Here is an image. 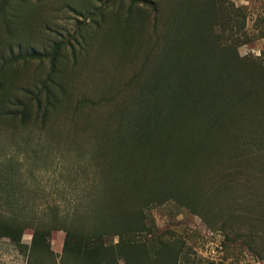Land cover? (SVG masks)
I'll list each match as a JSON object with an SVG mask.
<instances>
[{"label": "rangeland", "instance_id": "1", "mask_svg": "<svg viewBox=\"0 0 264 264\" xmlns=\"http://www.w3.org/2000/svg\"><path fill=\"white\" fill-rule=\"evenodd\" d=\"M56 44L62 46L52 62ZM32 49L40 55L23 57ZM168 54L190 69L159 96L149 94L147 84L168 66ZM43 84L55 96L43 124L28 129L0 116V208L7 215L47 219L54 205L70 212L83 187L74 180L76 152L114 134L116 115L127 107L142 115L144 107L165 110L172 84L185 95L173 130L153 133L148 145L134 132L124 134L123 167L144 180L141 189L151 183L146 175L166 169V180L156 184L205 191L231 158L264 151V0H0V107ZM197 141L203 152L192 151ZM202 163L208 164L202 176L187 173ZM239 167L264 201V156L252 154ZM145 210L150 231L181 250L180 264H264L174 199ZM31 232L24 230V245ZM64 237L63 230L52 232L55 253ZM23 246L0 235V264H31Z\"/></svg>", "mask_w": 264, "mask_h": 264}, {"label": "trees", "instance_id": "2", "mask_svg": "<svg viewBox=\"0 0 264 264\" xmlns=\"http://www.w3.org/2000/svg\"><path fill=\"white\" fill-rule=\"evenodd\" d=\"M61 46L55 45L50 57L52 62ZM172 47L176 50L179 42H175ZM27 55L36 57L40 54L32 49L23 57ZM188 69V62L184 58L168 54V66L147 84L148 93L159 96L167 83L169 87L176 75L179 80L183 79V73ZM173 85L168 91V103L162 108L165 110H148V107H144L143 110L147 112L142 115L138 109L127 107L125 113L116 115L119 121L115 123L114 134L96 138V147L91 150L76 152L74 180L78 184L82 182L83 187H80V199L70 212H62L59 205H54L48 208L51 215L47 219L21 220L7 215L0 208V235L8 236L23 246L21 237L24 230L32 229L29 245L23 246L31 264H45L47 261L52 264H180L181 250L150 231L145 210V206L152 202L174 199L200 215L211 227L222 229L228 238L231 236L230 239L244 244L254 254L264 258V201L249 187L250 180L241 177L243 171L239 167V163L252 154L264 156L263 150L255 149L249 154L231 158V166L215 179L209 180L211 186L205 191L185 183L177 186L156 184V180H166V169L146 175L151 183L148 184L149 188L142 189L139 183H144L143 179L137 181L126 174L123 167L125 154L122 152L125 138L121 137L134 132L144 145H148L151 144L153 133L173 130L171 121L185 103L182 90H175ZM23 95L21 100L16 96L8 104L2 105L0 116L18 120L28 129L32 124H43L47 113L54 107L52 90L44 85L36 90H24ZM131 110L135 113L129 114ZM136 113L143 121L139 120ZM166 119L168 124L164 121ZM210 127L206 125L204 131L209 132L212 129ZM198 143L199 146L192 149L194 153L198 150L203 152L202 143ZM204 143L207 146V141ZM180 165L176 163L174 167L179 170ZM207 165L202 163L198 168L191 166L186 170L188 174L201 172L202 176ZM259 172V178H263L264 171ZM211 200L217 201L214 203L216 210L211 207ZM67 217L69 220H66ZM54 230H63L65 234L60 254L55 253L50 246Z\"/></svg>", "mask_w": 264, "mask_h": 264}]
</instances>
